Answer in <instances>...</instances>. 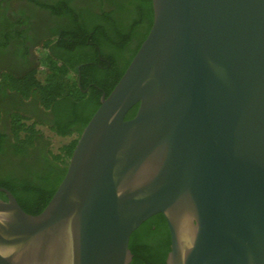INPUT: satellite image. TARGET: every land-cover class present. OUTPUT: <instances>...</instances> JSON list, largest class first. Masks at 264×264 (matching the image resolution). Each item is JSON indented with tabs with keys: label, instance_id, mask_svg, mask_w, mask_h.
Instances as JSON below:
<instances>
[{
	"label": "water",
	"instance_id": "water-1",
	"mask_svg": "<svg viewBox=\"0 0 264 264\" xmlns=\"http://www.w3.org/2000/svg\"><path fill=\"white\" fill-rule=\"evenodd\" d=\"M151 2L42 211L0 187V264H129L158 213L165 264H264V0Z\"/></svg>",
	"mask_w": 264,
	"mask_h": 264
},
{
	"label": "trees",
	"instance_id": "trees-1",
	"mask_svg": "<svg viewBox=\"0 0 264 264\" xmlns=\"http://www.w3.org/2000/svg\"><path fill=\"white\" fill-rule=\"evenodd\" d=\"M47 10L55 24L38 50L40 69L4 73L2 85L23 98L32 97L53 113L44 124L59 137L74 136L49 152L45 170L33 168L29 149L44 139L40 121L18 109L7 111L11 142L0 132V187L28 214L42 211L63 178L78 136L107 96L146 37L153 20L151 0H29ZM73 74V75H72ZM1 89L0 93H4ZM133 105L125 119L135 115ZM47 145L50 139L46 138ZM0 199L6 200L0 191ZM170 235L164 216L155 214L129 236V264H165Z\"/></svg>",
	"mask_w": 264,
	"mask_h": 264
},
{
	"label": "flooded vegetation",
	"instance_id": "flooded-vegetation-1",
	"mask_svg": "<svg viewBox=\"0 0 264 264\" xmlns=\"http://www.w3.org/2000/svg\"><path fill=\"white\" fill-rule=\"evenodd\" d=\"M57 21L48 15V11L39 8L29 0H0V85L4 93H0V132L7 135L11 142L7 111L19 110L30 117L29 122L38 120L36 128L43 127L49 131L47 122L54 119L53 113L43 108L32 97L23 98L15 91L2 85V75L12 73L24 74L34 68L40 69L38 50L44 42L52 39L49 29ZM73 75V74H72ZM46 123V124H44ZM37 139L29 149L33 168L45 170L46 160H51V144Z\"/></svg>",
	"mask_w": 264,
	"mask_h": 264
},
{
	"label": "rangeland",
	"instance_id": "rangeland-1",
	"mask_svg": "<svg viewBox=\"0 0 264 264\" xmlns=\"http://www.w3.org/2000/svg\"><path fill=\"white\" fill-rule=\"evenodd\" d=\"M42 131V133L50 139V144H51V150L53 152H56L57 149L66 144L69 140H71L74 136H68V137H59L48 131L47 129L43 127H38Z\"/></svg>",
	"mask_w": 264,
	"mask_h": 264
}]
</instances>
